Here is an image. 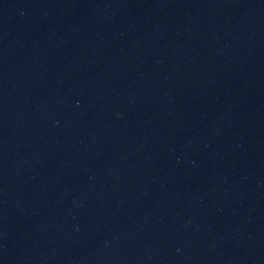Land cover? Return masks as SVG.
Wrapping results in <instances>:
<instances>
[{
  "label": "water",
  "instance_id": "1",
  "mask_svg": "<svg viewBox=\"0 0 264 264\" xmlns=\"http://www.w3.org/2000/svg\"><path fill=\"white\" fill-rule=\"evenodd\" d=\"M0 264H264V0H0Z\"/></svg>",
  "mask_w": 264,
  "mask_h": 264
}]
</instances>
